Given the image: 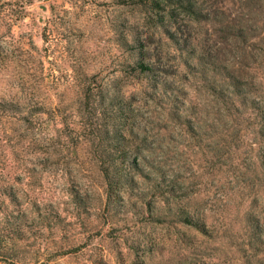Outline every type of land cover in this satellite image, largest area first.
Returning a JSON list of instances; mask_svg holds the SVG:
<instances>
[{
	"label": "rangeland",
	"instance_id": "obj_1",
	"mask_svg": "<svg viewBox=\"0 0 264 264\" xmlns=\"http://www.w3.org/2000/svg\"><path fill=\"white\" fill-rule=\"evenodd\" d=\"M185 1L0 0V264H264V0Z\"/></svg>",
	"mask_w": 264,
	"mask_h": 264
},
{
	"label": "trees",
	"instance_id": "obj_2",
	"mask_svg": "<svg viewBox=\"0 0 264 264\" xmlns=\"http://www.w3.org/2000/svg\"><path fill=\"white\" fill-rule=\"evenodd\" d=\"M136 4H144V5H149L151 8H153L154 10H166L172 6H176V5H184L186 2L185 0H133ZM197 2L194 0V13H192V18H194V21L196 22H212L213 19L209 16V14H203L202 10L200 9L199 6H197L196 4ZM198 7V8H197ZM170 39L173 38V35L170 34ZM125 45H127V43L125 42ZM137 46V44H136ZM139 69H140V73H147L148 69L146 67H144L142 64L139 65ZM231 79H233V82H237L236 80H238L236 77L230 76ZM235 87V83H233V85ZM238 86V84H237ZM239 87V86H238ZM84 96H88L90 97V93L89 91L83 90ZM241 96V94H238ZM246 95V94H245ZM89 99V98H88ZM88 99H84V102H80L82 104V106L84 105L85 108L87 109L88 107L90 109H92L93 111L96 110V105L93 103L94 99H92L91 101ZM260 99L257 100V98H254L252 100H248L247 103H249V108L252 111H256V112H261L264 113V104L260 103L259 101ZM88 103H91V106H89ZM263 105V106H262ZM39 113L41 112V108L39 110ZM118 137L122 140H126L125 137L122 135L121 132H119ZM136 159V158H135ZM135 159L132 160L131 163H128L127 165L129 166L131 171L134 172H142V170L139 168L138 163L135 161ZM119 165L117 164H113V167L111 169H106L104 173H106L105 177V183L107 186V190L108 193L112 194L116 191L118 185L120 184H124L125 182H133V178L132 176H130L128 173L127 174H123L122 178H119L117 181L111 182V180H109V172L112 171V174L114 173L115 175H118V167ZM148 177V176H145ZM121 186V185H120ZM183 223H186L187 225H193L196 229L203 231L204 227L203 224L201 225L200 223H198L197 220L190 218L188 215L185 216V218H183L182 220Z\"/></svg>",
	"mask_w": 264,
	"mask_h": 264
}]
</instances>
